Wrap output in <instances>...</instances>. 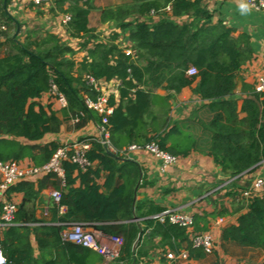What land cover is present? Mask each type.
Here are the masks:
<instances>
[{"label": "trees", "instance_id": "trees-1", "mask_svg": "<svg viewBox=\"0 0 264 264\" xmlns=\"http://www.w3.org/2000/svg\"><path fill=\"white\" fill-rule=\"evenodd\" d=\"M9 1L0 0V25L7 28L0 42V47H7L5 56L0 57V162L29 161L41 168L61 145L39 142L59 134L63 127L81 130L89 123L107 130L112 150H107L100 138L82 139L80 142L91 145L86 154L90 166L82 168L66 160L62 163L63 178L48 174L8 189L9 197L22 194L23 200L17 206L13 225L0 235L7 263L105 264L97 252L64 239L63 233L73 224L122 238L114 264H142L156 248L175 256L187 252L194 261L218 258L217 252L208 255L194 248L187 229L160 222L156 216L163 210L153 202L135 201L142 172L126 154L132 146L155 144L172 157L190 156L198 148V141L183 130L182 123L171 126L166 120L160 126L155 117L151 124L147 119L152 117L159 98L153 94L154 89L170 93L171 99L195 86L193 93L210 102L212 113L210 121L203 124L210 133L204 154L230 180L257 169L264 161V94L254 92L243 100L241 108L238 100L231 99L237 76L252 57L249 37L236 38L223 22L215 24L205 0H137L103 10L102 19L130 31L128 40L146 64H138L134 56H127L115 44L87 48L88 41L82 46L87 56L77 62L76 51L53 33L39 36L31 32L22 41L20 34H9L11 28H20L7 13ZM53 4V13L70 16L65 27L71 37L90 36L93 0H54ZM155 15L160 16L158 21ZM131 16L134 22L127 21ZM190 69L197 73L190 75ZM90 79L121 82L119 103L114 95L109 98L111 115L100 116L87 107V99L97 101L102 95ZM53 87L67 101L59 111L52 104L39 102L52 93ZM240 113L246 116L240 118ZM101 179L103 184L99 183ZM49 189L60 193L61 201L57 204L52 199L47 204V216L38 219L37 202L46 203L42 193ZM227 214L222 209L213 218ZM32 235L39 257L32 246ZM221 239L226 252L233 245L264 254V197L250 200L247 212L238 218L237 225L222 231Z\"/></svg>", "mask_w": 264, "mask_h": 264}, {"label": "crops", "instance_id": "crops-1", "mask_svg": "<svg viewBox=\"0 0 264 264\" xmlns=\"http://www.w3.org/2000/svg\"><path fill=\"white\" fill-rule=\"evenodd\" d=\"M22 4V0H15L14 2V6L17 8H22ZM205 5L212 14L215 24L220 21L223 22L234 31L233 35L236 38L240 35L249 37L252 57L243 64L236 79V89L231 97V99L238 100L239 108H241L243 100L253 95L257 76L264 69V11L252 9L245 0H205ZM63 18L64 16H58L54 21H49L51 23L47 24L45 31L57 35L64 43L73 48L78 57V59L76 58L77 62H81L87 56V49H82L86 41H88L87 48H93L95 44L99 43H109L115 44L123 50L121 44L114 39L118 40L120 33L129 32L127 34L128 39L130 34V31L125 32L112 21L90 18L92 30L90 36L86 39H77L71 37L67 32ZM110 27L119 29L120 33L118 30L115 38L107 41L101 38L100 34L101 31ZM6 52L7 48L5 46L0 47V57H4ZM194 87L185 88L179 95L171 99H168L170 93L161 88L153 90V94L159 98L152 108V117L147 119L148 122L151 124L155 117L160 126L166 120L171 123V126L182 123L184 125L183 130L189 132L198 141V148L187 158L179 157L175 164L166 169L163 168L161 160L148 152H128L126 158L137 163L142 172L138 184L137 200L148 199L160 207L163 212L171 210L193 215L196 224L193 231L189 233L193 234L196 228L200 227L201 233L209 232L216 238L215 252L218 253V258H215L212 264H244L243 261L231 258L228 255L229 253L224 251L221 236L225 228L237 225L238 218L247 212L249 202L243 197L242 192L247 190L255 179H264V161L254 171L230 180L222 173L213 159L204 154L209 146L210 133L204 129L203 124L210 121L212 113L209 110L210 102L203 101L195 95L193 93ZM109 92L116 97L117 103H119V91L116 92L111 87ZM48 95H45L42 100L45 98L48 100ZM42 100L39 102L42 105H47L45 104L47 101L43 103ZM245 116L246 114L240 113V118ZM88 137L101 139L99 127L94 123H89L81 130L67 131V127H63L59 134L48 135L38 144L46 145L57 142L62 145L66 142H80ZM23 164L32 165L29 161H25ZM35 180H37V177H33L28 181ZM1 181L2 177L0 176V183ZM99 183L103 184L104 179L99 180ZM52 192L53 190L49 189L42 193V198L46 203L37 202L36 216L38 219L47 216V204L51 203L53 199ZM22 200V194H12L9 197L7 194L4 195L0 192V235L7 229L2 224L4 203L12 202L18 206ZM222 209L227 210L228 214L213 218V214ZM219 218L225 219V224L221 228L217 227ZM35 226H38V224L33 227ZM31 241L35 255L39 257L40 254L34 235L31 236ZM158 241L159 238H157L156 243ZM228 247L237 246L230 245ZM248 250L260 254L259 250ZM168 253H170L169 250L156 248L150 252L151 256L145 259L142 264H211L210 261L212 260H170L167 257ZM258 264H264V254L260 255Z\"/></svg>", "mask_w": 264, "mask_h": 264}, {"label": "built area", "instance_id": "built-area-1", "mask_svg": "<svg viewBox=\"0 0 264 264\" xmlns=\"http://www.w3.org/2000/svg\"><path fill=\"white\" fill-rule=\"evenodd\" d=\"M54 0H22V3H27L33 6L41 7L48 6L53 3ZM246 3L256 11H264V0H245ZM71 20L70 16H64L63 23L66 25ZM5 25H0V42L2 41V33L6 31ZM127 56H133V53L129 50H123ZM197 71L195 69H190L189 74L195 75ZM90 82L95 86V88L101 92V97L97 101H92L90 99L86 100V105L90 110L97 112L100 116L107 117L112 114L113 107L109 105V98L112 95L109 90L111 87L117 92L121 82L111 81L96 82L90 79ZM254 92L259 95L264 94V69L257 76L255 83ZM52 94L59 101L62 108L67 106L66 98L57 92L56 87H53ZM107 124V119L104 120ZM101 133V142L108 150H112L108 140L109 134L104 127H99ZM91 145L88 142H75L67 143L61 145L60 149L53 156L51 161L41 168H36L33 165L25 166L23 163L17 162H0V176L2 181L0 183V192L6 195L8 189L21 182L29 180L33 177H41L48 174H56L58 177L63 178L64 172L62 169V163L66 160H70L72 163L80 165L82 168H87L90 166L86 154L90 149ZM148 152L154 155L156 158L162 161L163 168L166 169L169 166L175 164L178 158L172 157L167 153L161 151L155 144H147L145 146H132L128 149V152ZM73 154L70 156V153ZM127 155V154H126ZM243 197L249 202L254 198L264 197V179L257 178L254 180L252 185L242 192ZM51 196L53 200L59 204L61 201V194L58 192H52ZM17 211V205L12 202H5L3 205L2 214V224L4 228H8L13 225L15 219V213ZM62 213L65 208H61ZM160 222H169L172 225L180 226L192 232L195 227V218L193 215L184 212L175 211H165L156 216ZM225 224L224 218H219L217 220V227L221 228ZM64 239L73 242L77 245L89 248L101 256H103L106 262H110L117 259L120 254V249L123 245L122 238L110 237L105 235L103 232L89 228L82 224L70 225L67 230L63 233ZM191 241L194 248L202 249L206 254L211 255L216 250V238L213 234L207 233H193L190 234ZM170 260H189L187 252H182L178 256L173 253L167 254ZM0 261L2 264H8L7 258L4 254L2 243L0 241Z\"/></svg>", "mask_w": 264, "mask_h": 264}, {"label": "rangeland", "instance_id": "rangeland-1", "mask_svg": "<svg viewBox=\"0 0 264 264\" xmlns=\"http://www.w3.org/2000/svg\"><path fill=\"white\" fill-rule=\"evenodd\" d=\"M136 1L137 0H93L95 10L92 11L90 18L94 20H98L100 18L102 19L103 10L109 9V8H116L118 7V5H130ZM14 2L15 0L9 1V5L7 7V13L9 14L11 18L17 20V22L20 24L19 25L20 28H19V31L17 30L15 31L13 30V28H11L9 30V34H12L13 36H15L18 32V35L20 34L19 41L24 40L26 34L31 33V32H36L39 36H45L47 33V31H45L47 24H50L58 16H64V15L59 14L58 12L56 13L52 12L51 9L55 7V4L37 7V6L27 4V3H23L22 8H17L14 6ZM166 12H169V10H166ZM161 14H164V11L161 12ZM159 17L160 16L155 15V20L158 21ZM185 19L178 20V22L182 23L185 21ZM127 21L133 22L135 21V17L131 16ZM118 30L119 29L117 28L110 27L108 29L101 31L100 37L106 39L107 41L108 40L110 41L113 38H115L116 36L115 34L118 33ZM119 33H120V30H119ZM128 33H124L125 35L120 33L119 39L118 40L114 39V40L116 42H119V44H121V47L123 48V50H127V51L130 50L133 53V56L136 59V62L138 64L145 65L146 62L144 61V59L138 58V53L136 52V49L134 48L133 44L130 43L129 40L127 39ZM3 42H5V39L3 40ZM76 58L78 59L77 55L75 59ZM48 97H49L48 100L47 98H45L41 102L45 103L47 101L45 104H52L55 110L62 109L59 101L57 100V98L54 97L52 93H50ZM67 131H70L68 130V127H67ZM70 142H73V141H70ZM67 143L69 142H66L65 144ZM200 231H201L200 227H197L194 233H201ZM227 253H229L228 255H230L231 258L236 259L237 261H243L242 263L244 264H258L259 257L261 254H263L262 252H260L259 254V253H255L250 250L240 249L239 247H228ZM115 260L116 259L110 261L109 263L105 261V264H114ZM213 260L214 259L210 261L211 264L213 263Z\"/></svg>", "mask_w": 264, "mask_h": 264}, {"label": "water", "instance_id": "water-1", "mask_svg": "<svg viewBox=\"0 0 264 264\" xmlns=\"http://www.w3.org/2000/svg\"><path fill=\"white\" fill-rule=\"evenodd\" d=\"M17 35H18V32H17V34H16L14 37H16ZM107 150H108V149H107ZM124 160H125V159H124ZM138 188H139V185H138L137 188H136L135 201L137 200V191H138ZM139 240H140V237L138 238L137 242L135 243V245H134V247H133V251H134V252H135V250H136V248H137V244H138ZM132 264H135V261H134Z\"/></svg>", "mask_w": 264, "mask_h": 264}, {"label": "clouds", "instance_id": "clouds-1", "mask_svg": "<svg viewBox=\"0 0 264 264\" xmlns=\"http://www.w3.org/2000/svg\"><path fill=\"white\" fill-rule=\"evenodd\" d=\"M0 264H2V261H0Z\"/></svg>", "mask_w": 264, "mask_h": 264}]
</instances>
